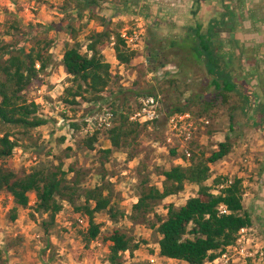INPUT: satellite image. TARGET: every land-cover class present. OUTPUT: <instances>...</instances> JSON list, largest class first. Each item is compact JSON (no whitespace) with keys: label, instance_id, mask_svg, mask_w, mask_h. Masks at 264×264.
I'll use <instances>...</instances> for the list:
<instances>
[{"label":"trees","instance_id":"1","mask_svg":"<svg viewBox=\"0 0 264 264\" xmlns=\"http://www.w3.org/2000/svg\"><path fill=\"white\" fill-rule=\"evenodd\" d=\"M107 2L109 0H64L63 10L69 21L58 28L65 29L71 39L75 40L73 46L67 44L63 57V65L70 80L63 98L70 105H79L83 101L102 104L109 97L116 95L117 91L112 85L113 66L107 61L104 53L112 43L121 64H132L139 55L137 50L129 49L123 37L126 23L115 21L96 11V8ZM122 2L123 13L135 12L132 5H129L130 0ZM134 4L140 3L136 0ZM69 9L73 11L69 12ZM89 21H94L96 27L103 29L98 31L95 27L90 31L85 51L79 37L87 28ZM221 22L223 23L217 19L212 21L207 33L204 32L203 25L198 24L193 32H187L183 42L178 40L172 42L174 47L179 45L189 48L197 61H206L211 84L215 90L208 99L191 96L184 103L178 101L176 105H171L168 118L175 114L190 113L198 122L202 118L217 120L222 116V108L229 104L231 134L218 145V149L214 150L208 144L204 145L199 140H194L191 144L193 155L189 160L178 148H173L172 154L188 161V164H176L163 171L165 179L162 188L149 185V180H144L138 202L133 205L131 214L134 222L149 223L151 228L157 229L161 235L159 241L161 256L185 261L188 264H213L212 262L229 246L237 243L242 229L254 225L252 215L244 203L246 189L243 178L218 175L214 183L209 184L213 177L212 165L227 158L234 150L233 133L236 132L235 119L238 109L242 108L245 117L249 119L254 104L252 94L246 93L236 82L239 73L236 74L232 70L229 61L222 60L227 58L222 57L217 49L215 40L218 33L215 26ZM40 27L31 25L28 27L30 31L25 32L19 22H13L2 32L4 37H16V40L13 39L11 42L0 41V159L3 161L12 158L17 148L24 147L23 141L31 139L35 129L48 123L40 114V105L31 100L27 93L41 76L47 74L55 62L52 49L56 45V40L48 36L54 28L42 25ZM156 50V47L151 50V57L156 58L154 53ZM169 82L177 86L178 79L173 78ZM137 96L159 97L141 92H137ZM79 98L82 101L78 100ZM136 106L129 108L128 111H120L113 103L112 107L118 119L116 125L109 130L112 148L106 151L108 155L128 149L137 143L143 129L149 127V124L130 121V113ZM160 122L161 120L155 121L153 126ZM72 126L75 129L81 128L77 122L72 123ZM211 128L212 125L207 131L209 134L214 133ZM98 133L99 131H96L91 137L86 138L83 145L88 149H94L98 142ZM134 157H130V160ZM11 166L0 167V193L7 192L13 196L14 220L17 219L20 208L30 206V196L34 193L37 198L36 213L48 215L45 225L49 231V226L56 224L57 216L64 209L62 200L75 203L74 201L84 198L76 210L89 220L88 229L81 232L89 246L103 237V225L96 220L98 214L107 212L114 222H118L120 217L124 216L119 206L113 203V195L105 193L107 189L104 186L85 188L82 193L79 186L83 173L78 172L75 179L69 180L73 167L70 171H65L63 164L58 165L56 169L36 167L30 173L21 174ZM188 184L199 187L197 196L189 198L180 207L173 203L168 204L166 217L158 215L155 221L149 218L157 206L169 197L184 192ZM216 188L219 193L214 192ZM221 205L227 207L228 213H221ZM104 241L111 242L108 257L111 264H123L122 258L125 253L130 252L134 255L141 247V241H137L133 235L120 228H115L106 235Z\"/></svg>","mask_w":264,"mask_h":264},{"label":"rangeland","instance_id":"2","mask_svg":"<svg viewBox=\"0 0 264 264\" xmlns=\"http://www.w3.org/2000/svg\"><path fill=\"white\" fill-rule=\"evenodd\" d=\"M122 1L109 0L100 8H96V11L115 21H124L125 30L129 32L139 29L140 26L144 27L147 31L146 46L138 51L139 55L133 63L125 65L124 69L116 63L112 65L114 74L112 85L117 91L116 95L109 97L102 104L83 101L79 105H70L63 98L65 89L70 85L68 74L63 66V57L67 44L73 46L75 40L71 39L65 29L58 28L59 25L69 21L63 10L64 0H0V41L16 40V37H4L2 34L13 22H19L25 32L30 31L28 27L31 25L37 28H41V25L53 27L54 30L50 31L48 36L56 40V45L52 49L55 56L54 64L48 69L47 74L41 76L27 91L29 98L40 105V114L48 120V123L35 129L31 139H25L23 141L25 146L17 148L12 158L7 161L0 159V167L12 165L11 167L16 168L21 174L30 173L36 167L56 169L58 165L63 164L65 171H70L73 167L74 170L69 174V180L75 179L78 172L83 173L79 186L82 193L85 188L90 189L102 185L107 189L105 193L113 195V203L118 205L120 211L124 213L118 222H114L107 212L98 214L96 220L97 223L103 225V237L87 246L81 232L88 229L89 220L85 217V224L81 223L79 220L83 216L76 210L84 198L74 201L75 203L62 200L64 209L57 216L56 224L50 225L48 231L45 223L49 217L36 213L37 198L34 193L30 196V206L20 208L17 212V219L14 220L12 219L14 198L9 193L2 192L0 193V264H111L108 260L111 242L104 241V237L115 228H120L133 235L137 241H141V247L134 255L130 252L123 255V264H151L149 257L156 254L159 249L161 235L157 229L151 228L149 223L134 222L131 214L133 205L138 202V195L144 180H149V185L162 188L165 179L162 175L163 171L177 164L178 158L172 154L175 145L168 142L169 108L171 105H176L178 101L184 103L191 97L192 92H195L193 89L195 79L202 76V73H200L201 68L190 65L189 59H196L191 50L179 45L172 47L171 42L177 40L183 42L187 32L192 31L194 24L190 15L200 8L199 3L202 1L159 0L162 2L160 10L162 9L163 13L169 11L170 8H177L186 13V24L179 29L175 26L173 32H170V29H164L165 26L158 28L150 26L148 30L141 16L145 13L142 9L143 3L148 0H137L140 4H134L136 0H130L129 5H132L135 12L124 13ZM231 1L232 4L241 8V12L244 11L245 22L249 24L246 25L244 31L247 41L250 42L248 46H244L245 59H257L254 55L257 50L251 43L252 30L250 29L255 24L253 21L255 19L254 8L258 0ZM95 27L96 23L89 21L87 28L79 37V42L84 46L85 51L89 43L87 37ZM96 29L101 31L103 28L96 27ZM158 45L162 46L164 53L154 52L156 59L148 62L151 61L149 60L152 56L151 50L154 47L157 48ZM222 46L223 49L228 47L224 42ZM108 49L104 51L106 59H114L113 52ZM173 78L178 79L177 86L170 84L169 80ZM137 92L152 93L162 98L164 108L161 122L143 129L138 142L128 149L115 151L111 155L106 152L112 148L109 139L110 129L99 131L98 142L94 149L86 148L83 141L91 137V135L82 133L86 119L95 120L106 107H112L113 103L114 107L119 108L120 111H128L129 108L138 105L140 99L143 98V96L138 97ZM78 100L82 101L81 98ZM117 119L118 117L114 126ZM229 121L228 112L217 120H211V129L216 131L209 134L207 132L209 125L198 133V140L204 141V145L208 144L212 150L216 149L215 147L221 141L226 140L230 127ZM75 122L80 124V129L72 126ZM237 128V132L233 134L235 148L231 153L233 159L230 161L238 170H244L246 166L250 167V161H257L261 164L260 167L262 164L264 166V157L263 160L250 157L251 152H264V143L260 144V139L252 133L248 134L249 131L242 134L243 127ZM14 132L17 133L18 130ZM252 143L255 144L256 150H251ZM132 156L135 157L130 160ZM245 159H249V162L246 163ZM214 172L210 184L214 183L217 170ZM233 176H237V172ZM197 188L193 184H188L184 192L169 197L157 206L149 218L155 221L158 215L166 217L168 204L183 206L189 198L197 196ZM215 190L218 191L217 188ZM248 190L249 186L246 189L247 194ZM245 200L249 203L250 196H245ZM255 231L264 241V233L258 228Z\"/></svg>","mask_w":264,"mask_h":264},{"label":"crops","instance_id":"3","mask_svg":"<svg viewBox=\"0 0 264 264\" xmlns=\"http://www.w3.org/2000/svg\"><path fill=\"white\" fill-rule=\"evenodd\" d=\"M182 1V0H181ZM186 1V0H183ZM199 3L200 8L193 14V29L192 32L196 29L198 24L203 25L204 32L207 33L209 31L210 23L214 20L223 21L221 24H216L215 30L218 33L216 37V46L220 53V55L227 59H222L229 61L232 64V70L237 74L236 82H238L243 90L246 93L252 94L254 97L253 110L249 115V119H247L245 114L243 113V109L239 108L236 114L235 119V129L236 132L238 130L237 127H243L242 134L247 133L254 135L257 137L260 144L264 143V0L256 1L254 16L255 22L252 25V42L253 48L257 50V53L254 55L257 59H245V47L250 44L247 41V36L245 31L247 22H245L244 11L241 12V8L232 4L230 0H201ZM243 2L245 0H242ZM162 2L159 0H148L143 3L142 9H144L145 13L142 16V20L146 22L147 28L149 27L158 28L165 26L164 29H170V32H173L174 27L177 29L184 26L186 23V13L184 11H180V9H171L169 11H165L163 13L162 9L160 10V4ZM170 4H173L170 2ZM176 4V3H175ZM240 6V5H239ZM184 14V15H183ZM182 19V20H181ZM190 20V21H191ZM189 21V20H188ZM165 22V23H164ZM251 26V25H250ZM249 30V31H250ZM191 32V31H189ZM225 43V49H223L222 43ZM112 46V47H111ZM171 46L173 47V43L171 42ZM162 46H157V52L162 53ZM230 49H227L229 48ZM108 51L113 52L114 59H107L109 63L113 66L116 63L121 69H124L125 65L121 64V62L117 59L116 52L114 49V44L108 47ZM232 49V50H231ZM231 50V51H230ZM164 53V52H163ZM106 54V53H105ZM234 57V58H233ZM230 58V59H229ZM156 58L151 57L148 62L154 61ZM190 65L193 67L201 68L202 76L196 77L194 84V91L191 96H200L202 99H208L210 94L215 90V87L211 84V78L208 74V68L205 60L201 62L196 59H189ZM64 66V65H63ZM177 67V66H176ZM169 68V67H168ZM167 68V69H168ZM66 70V69H65ZM175 70V69H174ZM176 71V70H175ZM237 71V72H236ZM172 74H174V71ZM203 72L205 74H203ZM204 75V77H203ZM183 91V90H181ZM238 99V98H237ZM231 105L227 104L226 107L222 108V116L225 113H229L230 115ZM231 119V118H230ZM239 120V121H238ZM243 121V123H241ZM253 121H256L253 123ZM230 124V121L228 122ZM245 123V124H244ZM238 124V126H237ZM230 126V125H229ZM216 131V130H215ZM214 131V132H215ZM234 132V133H236ZM233 133V134H234ZM231 134L230 127L227 131V136ZM241 135V134H240ZM226 136V137H227ZM224 142V141H221ZM204 144V141H201ZM235 145V140H234ZM218 146L215 148L217 149ZM235 148V146H234ZM256 150L255 144H251V150ZM251 159L256 158L258 160H263L264 152H251ZM233 159L231 154L221 160L214 165H212V171H216L215 177L218 175H229L233 177L235 172H237V176L244 179L245 189L249 186L248 194L251 201L249 203L244 201L246 209L249 210L252 215L254 225L251 228H258L264 233V166L260 167L261 164H258L257 161H250V167L246 166L244 170H238L234 163L230 161ZM249 162V159H245ZM177 164H188V161H185L183 158H178L176 160ZM215 173V172H214ZM210 182V181H209ZM210 184V183H209ZM194 185V184H193ZM212 185V184H210ZM198 187L197 185H195ZM199 190V187L197 188ZM215 193H219V191H214ZM160 252V246L158 249ZM170 259V258H168ZM172 263H180V264H188L185 261L170 259Z\"/></svg>","mask_w":264,"mask_h":264},{"label":"built area","instance_id":"4","mask_svg":"<svg viewBox=\"0 0 264 264\" xmlns=\"http://www.w3.org/2000/svg\"><path fill=\"white\" fill-rule=\"evenodd\" d=\"M146 32V29L142 26L131 33L128 30L123 32V37L126 39L130 50L139 51L145 48ZM139 103L130 113L131 122L149 124V127H152L155 121L162 119V109L164 107L160 96L144 97L140 99ZM116 118L117 115L114 109L106 107L104 112L95 120L92 118L86 119L87 124L83 127L82 133L93 135L96 131L111 129ZM167 121L169 128L168 142L175 145L189 160L193 155L191 144L194 140H198V133L209 126L211 120L202 118L198 122L190 113H186L170 116ZM220 210L221 213H228L225 205H221ZM79 221L85 224L86 219L82 217ZM170 259L161 256L158 251L149 257L151 264H172ZM238 262L241 264H264V241L258 236L254 228L242 229L237 243L229 246L212 263L234 264Z\"/></svg>","mask_w":264,"mask_h":264}]
</instances>
